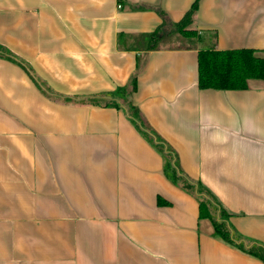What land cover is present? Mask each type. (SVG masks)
<instances>
[{"label": "crops", "instance_id": "0c3cea01", "mask_svg": "<svg viewBox=\"0 0 264 264\" xmlns=\"http://www.w3.org/2000/svg\"><path fill=\"white\" fill-rule=\"evenodd\" d=\"M195 0H0V264H263L219 239L145 125L264 244V80L200 90L201 49L264 52V0H197L194 47L145 49ZM137 63L139 67L136 69Z\"/></svg>", "mask_w": 264, "mask_h": 264}, {"label": "trees", "instance_id": "16d2710c", "mask_svg": "<svg viewBox=\"0 0 264 264\" xmlns=\"http://www.w3.org/2000/svg\"><path fill=\"white\" fill-rule=\"evenodd\" d=\"M197 10V0L175 23H163L152 33L141 36L145 41V49L155 50L173 35L181 38V47H194L199 41L198 32L192 28L194 13ZM184 42H186L185 45ZM7 51L0 46V57H5ZM257 50L233 49L217 50L201 49L197 53L198 81L200 90H245L249 80H264V52L259 56ZM139 67L137 63L136 69ZM136 89L134 74L128 85L117 88L109 96V101L92 99L91 102L103 107H123L130 121L142 131L145 137L165 158L164 174L184 191L193 194L198 201V218L207 219L215 235L223 242L237 248L243 253L261 261L264 264V244L244 238L230 224L228 214L216 201L214 196L199 182L190 180L182 172L176 153L157 134L145 125L138 108L130 101Z\"/></svg>", "mask_w": 264, "mask_h": 264}, {"label": "rangeland", "instance_id": "374dc122", "mask_svg": "<svg viewBox=\"0 0 264 264\" xmlns=\"http://www.w3.org/2000/svg\"><path fill=\"white\" fill-rule=\"evenodd\" d=\"M181 38L178 35H173L169 37L166 41H164L161 46L162 47H181ZM186 42H184L183 45H185ZM259 56H263L261 52L257 53Z\"/></svg>", "mask_w": 264, "mask_h": 264}]
</instances>
